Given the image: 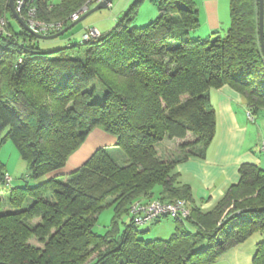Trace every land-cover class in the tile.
Masks as SVG:
<instances>
[{"label":"trees","instance_id":"trees-1","mask_svg":"<svg viewBox=\"0 0 264 264\" xmlns=\"http://www.w3.org/2000/svg\"><path fill=\"white\" fill-rule=\"evenodd\" d=\"M143 1L129 3L98 37L42 52V39L12 28L8 0H0V147L10 141L29 177L43 178L9 188V210L0 197V264H214L254 232L262 239L251 264H264V170L242 163L239 180L208 209L194 203L177 171L182 161L204 157L215 136L211 89L228 85L245 97L250 114L264 110L258 1L229 0L225 35L204 39L189 35L199 26L195 0H151L158 16L136 27ZM96 3L27 0L20 17L28 22L33 8L35 19L62 23L51 34ZM96 127L115 137L123 163L99 147L66 172L69 156ZM187 132L192 143L166 152L165 138ZM191 144L200 147L185 150ZM8 182L0 159V185ZM154 199H184L189 216L173 218L168 238L145 240L128 211L134 201ZM104 207L112 217L99 233L94 225ZM123 215L129 221L120 229Z\"/></svg>","mask_w":264,"mask_h":264},{"label":"crops","instance_id":"crops-1","mask_svg":"<svg viewBox=\"0 0 264 264\" xmlns=\"http://www.w3.org/2000/svg\"><path fill=\"white\" fill-rule=\"evenodd\" d=\"M53 1L58 2V0ZM195 2L199 19L196 33L198 37L205 36L206 38L215 31L220 32L227 29L230 17L228 13L226 14L223 0H195ZM116 18L118 19L119 16ZM110 24L112 22L104 25L101 20L95 18L87 26L94 27L103 33L111 28ZM106 26L108 27L106 28ZM211 90L209 91V102L216 106L217 111V114L215 112V136L208 145L204 157H190L177 165L179 180L190 186L194 203L202 209L210 208L224 195L229 185L239 180V167L242 163H253L264 170V153L259 149V152L254 149V146L257 147L261 141H264V133H258V137H256L257 131L254 130L262 129V126L260 123V126L257 125V128L253 130L252 125V136L247 138L248 128L244 115H242L245 113V119H249L245 97L228 85L215 88L210 97ZM213 96H215L214 100ZM235 106L238 107L239 116L235 111ZM251 119L255 121V118ZM94 129L96 130L92 133H95L96 136L89 135L92 129L88 133L87 139L85 138L83 141V145L69 156L66 172L78 169L97 148L105 147L107 144L112 146L116 144L115 137L104 132L100 127ZM88 142H92L93 149L86 150L85 145ZM239 244L229 249L228 252L226 251L225 255L231 264H251L253 252L239 249Z\"/></svg>","mask_w":264,"mask_h":264},{"label":"rangeland","instance_id":"rangeland-1","mask_svg":"<svg viewBox=\"0 0 264 264\" xmlns=\"http://www.w3.org/2000/svg\"><path fill=\"white\" fill-rule=\"evenodd\" d=\"M132 1L133 0H113L109 7L102 8V9H99V10H96V11L90 13L84 19L77 22L74 26L69 28L65 33L59 35L58 37H55L52 39L40 40L39 41V47L41 49L40 51L50 52V51H52L56 48L62 47V46H68L70 44L79 43L80 41H82V35H83L84 30H86L88 27H91V26H87V24L95 18H98L99 20H101V23L104 25L107 24L108 22H110V23L112 22V24L109 25V27H112L117 21L116 17H118V16L120 17L124 13L126 8L128 7L129 3H131ZM223 2H224L226 14L227 13L229 14V0H223ZM89 7H91V5ZM158 14H159V11H158L155 3L152 2L151 0H145L140 4L138 10L136 11L134 18H133V21H132V25L136 26V27H140L142 25H145L150 20L155 19L158 16ZM3 21L5 22V20H3ZM8 21H9L10 25L12 26V28L15 31H17L19 28L18 23L12 18H8ZM107 27L108 26H106V28ZM3 28H4V25H3ZM82 30H83V32H82ZM197 30H198V27H196V29L190 30L189 35L191 37L196 36ZM225 32H226V30L223 29L222 31L218 32L217 34L219 36H224ZM215 35L216 34H212L211 36L214 37ZM204 37L205 36H201L200 39H204ZM78 53H80V52H78ZM74 54H77V53H74ZM93 86L100 89L98 84H96V85L93 84ZM214 91H215V89L211 90L210 97L212 96ZM98 99H101V97H99ZM214 99H215V96H213V100ZM211 106L213 107V109L215 110V112L217 114V111L215 108L216 106L214 104H212ZM235 111H236L237 115L239 116V110H238L237 106H235ZM262 111L263 110H260L256 114L255 113L251 114L250 117H248L249 119L255 118V121L252 119L246 120L245 119L246 114L242 113V115H244V120H245L247 128H248L247 138L252 136V131H251L252 125H253V130H254L257 128V125L259 127L260 123H261L262 129L257 128V130H254V131H257L256 137H258V133L259 134L264 133V111L263 112ZM240 121H241V118H240ZM218 127L220 128L219 122H218ZM95 130L96 129H93L89 133V135L91 137L93 135H95V133H92ZM91 134H93V135H91ZM218 134H219V132H218ZM194 139H195V136L192 133L187 132L186 136L182 139L181 138L180 139L179 138H172V139L165 138L164 141L162 142V144L165 146L166 152L170 151L172 153L179 154L180 144L181 143H192ZM83 143L81 145H83ZM81 145L79 147H81ZM259 145L260 144H258L257 147L254 146V149L257 152H259V150H258ZM92 146H93L92 142H88L85 145V147L87 148L86 150L93 149ZM198 147H200L199 144H195V145L191 144L190 146L185 147V150H188L190 148L197 149ZM105 148H107L110 151L112 157L116 160L117 163H119V164L123 163V158H125V155L116 145L112 146L110 144L109 145L107 144L105 146ZM0 159L5 164L6 175L10 179L7 184H1L0 185V197L4 201L3 209L9 210L10 209L9 204H8V195H9L8 190H9V188H11L12 186H16V185H22L25 181H28L29 183L35 184L37 182H40L43 178H39L36 180V179L29 177L30 172H29L27 162L19 156L18 151L16 150V148L14 147V145L10 141H6L5 143H3L1 145V147H0ZM60 178H62V176H60ZM111 217H112V209L110 207H104L97 217V220H96L95 225H94V230L96 232H99V233L104 232L106 230V228L108 227V225L110 224ZM128 221H129V216L123 215L122 218L119 220L120 229L123 227L124 222L128 223ZM174 223H175V221L172 217H170V216L165 217L164 216L157 223H154L151 225H143V224L138 225V229L143 231L141 233V236L145 240H151L154 238L166 239L173 232ZM261 239H262V236L260 235V233L254 232L252 235H250L248 238H246L244 241H242L239 244V249L251 250V253L252 252L254 253L256 242L260 241ZM214 264H231V261L228 259V257L224 253L216 259Z\"/></svg>","mask_w":264,"mask_h":264},{"label":"built area","instance_id":"built-area-1","mask_svg":"<svg viewBox=\"0 0 264 264\" xmlns=\"http://www.w3.org/2000/svg\"><path fill=\"white\" fill-rule=\"evenodd\" d=\"M27 0H14V7L16 12L20 15L25 3ZM100 0H97V2ZM89 6L87 4L83 5L79 10L74 12L71 15V20H76L80 15L88 10ZM34 10L33 8H29L27 13L26 24L34 31L38 33L46 34L50 31L55 30L62 26V23H52L45 22L41 20L35 19L33 16ZM4 21H0V31L3 30ZM100 32L94 27H88L83 35V40H90L98 37ZM250 112H247V116L250 117ZM259 150L264 153V141L260 142ZM10 179L6 175V181L8 182ZM129 215L131 217L132 223L134 225H142L154 222L157 219L162 217L170 216L175 218L178 221H184L185 218L189 216V207L187 202L184 199H177L174 201H160V200H150L143 201L137 200L131 203L129 207Z\"/></svg>","mask_w":264,"mask_h":264},{"label":"water","instance_id":"water-1","mask_svg":"<svg viewBox=\"0 0 264 264\" xmlns=\"http://www.w3.org/2000/svg\"><path fill=\"white\" fill-rule=\"evenodd\" d=\"M113 0H100L95 5L90 7L86 12H84L82 15H80L76 20L73 22H70L67 26L63 27L62 29L51 33V34H41L34 30H32L19 16V14L16 12L14 7V0H8V6L10 8V11L14 17V19L17 21V23L25 30L32 33L34 36H36L39 39H52L55 37H58L59 35L66 32L69 28H71L73 25H75L77 22L84 19L87 15L90 13L106 8ZM258 1V32H259V45L260 50L262 52L263 58H264V0H257Z\"/></svg>","mask_w":264,"mask_h":264}]
</instances>
